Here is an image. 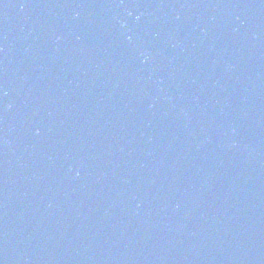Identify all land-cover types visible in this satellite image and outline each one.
Instances as JSON below:
<instances>
[{"label": "water", "instance_id": "water-1", "mask_svg": "<svg viewBox=\"0 0 264 264\" xmlns=\"http://www.w3.org/2000/svg\"><path fill=\"white\" fill-rule=\"evenodd\" d=\"M0 264H264V0H0Z\"/></svg>", "mask_w": 264, "mask_h": 264}]
</instances>
